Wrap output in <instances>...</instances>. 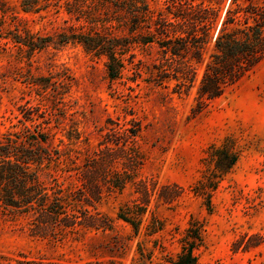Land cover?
I'll list each match as a JSON object with an SVG mask.
<instances>
[{
  "label": "rangeland",
  "instance_id": "1",
  "mask_svg": "<svg viewBox=\"0 0 264 264\" xmlns=\"http://www.w3.org/2000/svg\"><path fill=\"white\" fill-rule=\"evenodd\" d=\"M144 1L154 17L169 14V0ZM194 1L223 12L232 2ZM236 3L264 7V0ZM36 6L27 10L22 0H0V137L20 141L27 129L37 132L55 158L42 165L48 172L43 178H53L70 205L95 207L111 226L31 235L28 218L0 201V264L14 263L21 253L60 264H168L192 225L203 238L198 264H264V62L209 101L198 95V79L178 86L171 75H159L157 43L145 45L139 32L114 26L102 33L130 37L132 44L122 75L111 79L104 53L75 39L60 41L72 27L88 32L89 18L103 11L91 0H39ZM32 38L44 45L31 47ZM213 51L211 41L200 62L193 60L199 77ZM132 117L143 126L140 177L148 190L143 196L127 185L94 206L85 204L76 167L115 126L112 121ZM213 147L237 152V162L219 170ZM251 235L261 242L245 250Z\"/></svg>",
  "mask_w": 264,
  "mask_h": 264
},
{
  "label": "trees",
  "instance_id": "2",
  "mask_svg": "<svg viewBox=\"0 0 264 264\" xmlns=\"http://www.w3.org/2000/svg\"><path fill=\"white\" fill-rule=\"evenodd\" d=\"M169 1L170 15L160 12L154 17L144 0H91L95 9L103 14L89 18L88 32L72 27L68 33L60 34V41L75 39L88 49L104 53L107 74L116 79L125 69L123 55L131 48V38L108 37L102 32L114 26L125 28L131 34L139 32L141 43H157L162 50L160 63L156 65L161 77L171 75L179 81L178 86L192 85L198 79V95L209 101L223 96L230 86L264 62V7L244 6L232 0L223 12L221 7L194 0ZM38 2L22 0L27 10L39 8ZM110 9L114 15L108 13ZM142 30H145L144 35ZM211 41L214 51L199 77L193 60L200 62L203 46ZM42 42L45 41L37 42L32 38L29 45L41 48ZM112 124L115 126L108 127L98 146L76 167L82 183L80 198L87 205L94 206V200L121 191L127 185H134L143 196L148 190L147 181L140 177L143 165L138 141L143 128L141 121L132 117L127 123L112 121ZM26 131V139L20 141L18 136L16 139L10 135L0 137V201L17 208L28 218L31 235L57 237L77 227H110L107 218L95 207L94 210L76 209L60 189L54 188L53 178H43L48 172L42 165L46 162L49 166L55 160L54 155L43 145L37 132ZM212 149L219 170L227 171L237 162L238 154L232 149ZM137 207L140 212V206ZM120 216L129 221L128 217ZM184 238L180 253L168 264H198L196 250L203 243L200 227H188ZM247 240L243 243L245 250L261 242L258 235H251ZM11 264L60 263L21 253Z\"/></svg>",
  "mask_w": 264,
  "mask_h": 264
}]
</instances>
